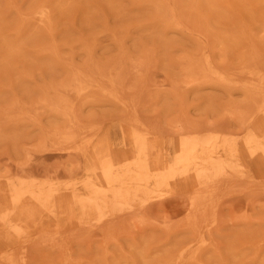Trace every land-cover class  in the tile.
Here are the masks:
<instances>
[{
	"label": "rangeland",
	"instance_id": "1",
	"mask_svg": "<svg viewBox=\"0 0 264 264\" xmlns=\"http://www.w3.org/2000/svg\"><path fill=\"white\" fill-rule=\"evenodd\" d=\"M0 264H264V0H0Z\"/></svg>",
	"mask_w": 264,
	"mask_h": 264
},
{
	"label": "bare ground",
	"instance_id": "2",
	"mask_svg": "<svg viewBox=\"0 0 264 264\" xmlns=\"http://www.w3.org/2000/svg\"><path fill=\"white\" fill-rule=\"evenodd\" d=\"M253 104V103H252ZM24 183V182H23ZM14 199V198H13ZM33 218V217H32Z\"/></svg>",
	"mask_w": 264,
	"mask_h": 264
}]
</instances>
